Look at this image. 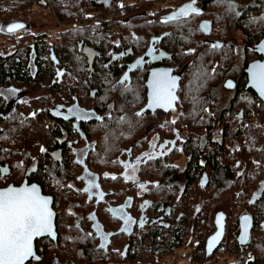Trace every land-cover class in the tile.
<instances>
[{
  "label": "trees",
  "instance_id": "obj_1",
  "mask_svg": "<svg viewBox=\"0 0 264 264\" xmlns=\"http://www.w3.org/2000/svg\"><path fill=\"white\" fill-rule=\"evenodd\" d=\"M44 1L0 0V36L6 42L0 51V87L5 88L8 85L12 89L19 88L20 94L24 93L31 85L28 80L35 77L34 69L39 67L43 60L42 56L50 54L51 48H55V45L51 48L46 45V34L34 35L31 33L32 29L25 24L24 16L37 13L35 4H44L46 3ZM166 1L169 0H164ZM155 2V0H48L47 4L53 5L56 19L68 25L63 37L64 47L69 51V63H75L80 78L87 79L93 85L96 99L116 98L119 101L120 94L114 92L118 87H122L116 81L123 71L119 63L108 68L104 65L119 55L122 45L126 46L131 58L136 57L143 51L140 48H144L153 36L163 37L160 45L171 56L169 64L183 68V81L186 82L183 101H194L197 111L204 99L215 95L213 91L211 95L207 92L209 81L218 82L227 77H234L237 80L234 92L222 94L221 114L217 123L214 118L216 115L202 119L198 113L194 114L193 124L196 126L199 122L205 121L207 125H211L210 129L217 126V131L222 130L223 142L190 144L192 160L197 159L195 164L199 165L190 164L191 172L187 179H182L180 183L174 185L175 191L188 192L189 197L168 196L169 189L166 183H160L152 175L156 171V167L151 165L153 160H147L143 164L142 183L145 193L143 209L146 217L144 231L147 232L143 238L162 240L163 243L160 241L158 243L159 247L162 244L167 247L171 242L174 250L181 246H189L197 253L198 263L202 260L205 264L215 259L207 257L202 248L204 241L213 231L214 214L218 209H222V202L227 203L228 232L222 244L226 248L220 253L221 256H225L230 253L228 248L234 245V241H231L236 238L233 235L232 212L234 201L237 199L234 197V189L239 190V195L241 186L252 185L254 189L259 176L263 174V165H257L253 160L255 155L264 154V106L257 94L246 87V69L248 64L258 57L255 46L264 36V0H231L235 5L232 10L218 3V0H183L173 9H160L158 12L153 11ZM190 3L199 14H190L167 23L164 19L157 20L158 15H163L169 10L177 12ZM108 10L114 12L113 19L108 20L105 16L94 21ZM202 19L211 23L209 34L200 26ZM92 21L95 23H91ZM12 22H20L24 27L9 33L7 27L14 24ZM90 24L93 25L89 26ZM31 38L35 40L34 43L29 42ZM76 40L85 43V47L94 53L96 69L91 77L88 71L81 70V65L87 64L88 59L85 52L84 56L79 54L80 51L74 44ZM74 45L76 52L72 49ZM32 53L36 58L33 65ZM87 84L83 83V89L88 87ZM131 88L135 87L129 85L124 91L127 105L125 122L121 118L116 120L103 118L95 121L93 127L94 168L95 174L100 178L98 186L103 191L105 148L109 146L112 149L114 144L121 140V130H138L132 118L140 104H137L135 92L130 91ZM187 91L191 94H187ZM2 98L4 97L0 95V99ZM6 104L5 102L3 106ZM215 106L216 104H213V111ZM21 115V113L18 115L15 108L7 112L2 122L3 130L25 129L27 123ZM187 121L188 118L181 114L175 117L172 127L186 130ZM14 136L10 135L4 142H9ZM2 150L8 151V148L3 147ZM202 155L203 166L200 165V161L198 162ZM7 159L12 169L15 166L20 167L13 157L8 156ZM158 169L163 173L166 168L159 166ZM203 171L209 176L207 187H202L199 183ZM235 171H238L237 175ZM241 175H249V180H242ZM162 188L164 193H158ZM79 194L80 196L71 197L53 193L58 242L43 243V240L38 242L37 252L41 258L35 264H86V256L92 254L89 241L90 223L93 221L99 223V226L103 225L104 199L102 193H97L99 197ZM242 194L249 196L251 189H245ZM241 199L239 196L238 201ZM247 203L248 199H245L243 205L239 206L236 219ZM256 203L259 209L254 213L255 227L247 248L249 251L241 252L238 244L239 254L235 257L234 264H264V191ZM169 209H173L175 213L170 229L166 227L169 223L166 212ZM183 216L187 219L186 224L182 222ZM180 225H184L185 228L179 229ZM246 254L252 256L253 260L247 261L244 257Z\"/></svg>",
  "mask_w": 264,
  "mask_h": 264
},
{
  "label": "flooded vegetation",
  "instance_id": "obj_2",
  "mask_svg": "<svg viewBox=\"0 0 264 264\" xmlns=\"http://www.w3.org/2000/svg\"><path fill=\"white\" fill-rule=\"evenodd\" d=\"M155 1L153 11L158 12L160 9H173L183 0ZM36 5L40 6L38 3ZM47 6L52 7L53 11L50 13L56 16L53 5L48 3ZM174 12L175 10H169L163 15H158L157 20H163ZM105 16L108 20L113 19L114 12L108 10L94 21ZM87 17L88 15L85 19ZM56 20L59 23L57 30L53 32L51 37L45 38L46 45L49 48L55 45L56 49L51 48L50 54L42 56L43 60L39 67L34 69L35 77L28 80V83L31 84L28 89L20 94L19 88L12 89L8 85L5 88L0 87V95L4 97L0 99V110H2L0 114L3 116L0 120V188L9 185L20 186L26 180L28 185H38L45 196L53 199V209V193L71 197L80 196L79 193L99 197L100 195L97 193H102L104 199L103 225L99 226V223L93 221L90 223L89 234L91 238L89 241L92 254L86 256V264H197V253L189 246H181L174 250L171 242L167 244V247H164V244L159 247L158 243L159 241L163 243L162 240L143 238L147 235V232L144 231L146 217L143 209V196L145 194L142 183L143 164L147 160H153L151 165L156 167V171L152 175L160 183H166L169 189L167 191L168 196L171 198L175 196L189 197L188 192L175 191L174 185L180 183L182 179H187L191 172L190 164L194 165L197 161V159L192 160L190 144L192 142L214 144L223 142L222 130L217 131V126L210 129L209 126L211 125H207L205 121L199 122V125L196 126L193 124L194 114L198 113L199 118L202 119L216 115L214 118L217 123L221 114L222 96L224 93L234 92L237 88V80L234 77H227L218 82L209 81L207 92L211 95L213 91L215 95L204 99L199 106V111H197V105L194 101H183L186 83L183 81V68L179 65L169 64L168 60L171 56L160 45L163 37L153 36L144 48H140L143 51L136 57L131 58L126 46L122 45L119 55L104 65L105 68H108L119 63V67L123 71L116 81L122 87H118L114 92L120 94L119 101L116 98L113 100L102 97L96 99L93 85L87 79L80 78L78 66L75 63H69V51L64 47L63 37V32L68 28V25L58 19ZM94 21L91 23L94 24ZM204 24H207L208 27L206 29L201 28L209 34L211 23L209 20L202 19L200 26ZM1 38L5 40L3 37ZM1 38L0 47L2 48L5 42ZM79 40L74 41V44L80 51L79 54L84 56L83 52H85L88 59V63L84 64L85 67L83 64L81 65V70L88 71V75L91 77L96 69L94 53L89 51L85 47V43H81ZM30 41L34 43L35 40L31 38ZM75 45L72 47L73 52H76L74 51ZM90 46L95 48L93 44ZM1 48L0 51H2ZM256 54L258 57L251 62L263 59L257 51ZM31 56V65H33L36 58H34L33 53ZM158 68L173 69V74L180 77L176 108L171 111L161 108L154 111H144L143 109L148 103L146 83L149 73ZM138 71L139 74L136 75ZM122 78H125L124 82H121ZM228 80L236 82L235 89L225 87ZM83 83H88L86 89H83ZM129 85L135 87L131 88L130 91L135 92L136 102L140 104L132 118L138 130H121V140L116 142L112 149L109 146L105 148L103 172L105 191H103L98 186L100 185V178L95 174L93 158L95 140L92 131L95 121L103 118H113L114 120L121 118L125 122L127 105L124 91ZM187 94L190 95L191 93L187 91ZM4 101L7 104L3 106ZM213 104H216L214 111ZM13 108L18 111V115L22 114L23 120L27 123L25 129L3 130L2 122L7 112L9 113ZM181 114L188 118L186 130H178V128L172 127L175 117ZM144 124L146 125L142 126ZM12 134L15 135L14 138H11L9 142H4ZM3 147L8 148V151H3ZM8 156L13 157L20 167L16 168L15 166L12 169L7 159ZM262 156L264 154H257L253 160L255 164L263 165V174L259 176L256 187L253 189L252 185L241 186L240 195L239 190L234 189V197L237 199L234 201L232 212L234 214L233 235L236 238L231 241H234V245L228 248L230 253L225 255L226 264H234L235 257L239 254L237 251L238 244L241 252L247 253L249 251L247 248L255 227L254 213L258 212L259 209L256 201L264 191V158ZM199 161L200 165L203 166V155L198 159ZM196 165L199 164L194 166ZM159 166L166 168L163 173L159 172ZM235 173L237 175L238 171ZM248 176H242L241 179L249 180ZM21 177L22 180L20 181ZM128 177H132V179ZM202 179L205 185H201ZM199 183L202 187L208 186L209 176L207 172L201 173ZM245 189H251L249 196L242 194ZM158 193H164V189H160ZM239 196L242 197L240 202L238 201ZM245 199H248L247 206L243 207L236 219L239 206L243 205ZM220 211H225L226 216L228 215V209H218L214 214L213 231L202 246L205 254L208 238L217 229L215 218ZM174 214L173 209L166 212L167 220H169L166 226L168 229H170ZM245 215H249L253 219V226L248 244L243 245L239 241L240 219ZM182 222L186 224L185 216L182 217ZM227 222L228 216L224 239L228 232ZM178 228L184 229L185 227L180 225ZM104 235H107V240L103 238ZM224 239L215 253L209 256L215 257V259L205 264H217L219 262L214 261L226 248L222 246ZM42 240L43 243L58 242V239H38L36 250L37 243ZM38 255L40 254L38 253ZM244 257L247 261L253 260L249 254ZM39 258L41 257L39 256ZM39 261L40 259L30 261L27 264H35ZM200 263L204 264V261L200 260Z\"/></svg>",
  "mask_w": 264,
  "mask_h": 264
},
{
  "label": "snow or ice",
  "instance_id": "obj_3",
  "mask_svg": "<svg viewBox=\"0 0 264 264\" xmlns=\"http://www.w3.org/2000/svg\"><path fill=\"white\" fill-rule=\"evenodd\" d=\"M218 3L226 5L228 10L235 8L231 0H218ZM190 14H199L191 3L166 17L164 22L177 21ZM23 27V24L15 23L8 26L7 31L11 33ZM201 27L206 29L208 25L204 24ZM253 67L256 69L253 71V81L264 92V65ZM153 75L156 77L153 83V105L171 107L176 99L174 95L176 81L167 79L166 74ZM227 87H232L231 83ZM53 215L49 208V199L40 196L35 186L0 190V264H25L29 258L39 259L34 256L33 240L45 234H52ZM244 219L247 220V217ZM103 238L107 240V235ZM218 238L219 233L210 240L209 248Z\"/></svg>",
  "mask_w": 264,
  "mask_h": 264
},
{
  "label": "water",
  "instance_id": "obj_4",
  "mask_svg": "<svg viewBox=\"0 0 264 264\" xmlns=\"http://www.w3.org/2000/svg\"><path fill=\"white\" fill-rule=\"evenodd\" d=\"M19 29V28H18ZM16 29V30H18ZM15 30V31H16ZM256 51L259 55H261L263 57L262 60H255L253 62H251L247 69H246V74H247V84L246 87L247 88H251L253 89V91L257 94L258 98L261 100L262 105L264 106V92L261 91V89L259 87L256 86V84L253 81V71H255L256 69H254V65H264V37L262 38V40L257 44L256 46ZM157 74V76H161L166 74V78L167 79H174L176 81V88L174 91V95L176 97L175 101L173 102L171 107H161V106H154L152 103V96H153V83L154 80L156 79V77H154L153 74ZM174 70L173 69H167V68H158V69H153L150 71L149 73V77H148V81L146 83V86L148 88V103L145 106V108L143 109L144 111H154L157 108H161L167 111H171L174 110L176 108V103L178 100V96H177V90H178V86L180 83V77L177 75H174ZM125 78H122L121 82H124ZM231 83L232 87H227V85ZM225 87L228 89H235L236 87V82L232 81V80H228L225 84ZM2 115L0 114V120L2 119ZM0 130H1V126H0ZM201 185H205V183L203 182V179L201 180ZM35 186L38 191H39V195L49 199V208L51 209V211L53 212V218H52V234H45L39 237L34 238L33 240V252H34V256L35 257H39L37 250H36V241L38 239H42V238H51L53 240H57L58 239V233H57V227H56V219H57V215L56 212L53 209V199L51 197H47L43 194L42 189L38 186V185H28L27 181L25 180L20 186H14V185H9L8 187L5 188H0V190H5L9 187H15V188H21V187H32ZM247 217V220H245L244 218ZM226 220H227V216L223 211H220L217 213L216 218H215V224H216V231L208 238L207 241V245H206V255L212 256L215 251L218 249V247L220 246L221 242L224 239L225 236V229H226ZM252 226H253V219L249 216V215H245L242 216L240 219V227H241V232L239 235V241L241 244L246 245L248 244L249 240H250V236H251V231H252ZM217 233H219V238L216 240L215 244L209 248V242L210 240L217 236ZM40 259V258H39ZM39 259H33V258H29V260L25 261V264H27L30 261H38Z\"/></svg>",
  "mask_w": 264,
  "mask_h": 264
},
{
  "label": "rangeland",
  "instance_id": "obj_5",
  "mask_svg": "<svg viewBox=\"0 0 264 264\" xmlns=\"http://www.w3.org/2000/svg\"><path fill=\"white\" fill-rule=\"evenodd\" d=\"M35 10L37 11V13H31L30 16H27V15L24 16L26 20L25 24L32 29L34 35L44 33L46 34L45 38H47V35L48 37H51V34H53V32H55V30H57L59 26V23L56 20L54 14L53 13L51 14L48 11H43L41 9V6H37L36 4H35ZM3 42H5V40H3ZM221 208L223 210L228 209L227 203L225 204V202H222ZM220 260H226L225 256L219 255L218 258H216V261L214 262H217Z\"/></svg>",
  "mask_w": 264,
  "mask_h": 264
},
{
  "label": "built area",
  "instance_id": "obj_6",
  "mask_svg": "<svg viewBox=\"0 0 264 264\" xmlns=\"http://www.w3.org/2000/svg\"><path fill=\"white\" fill-rule=\"evenodd\" d=\"M38 1H39V0H38ZM44 2H46V3H44V4H40L41 9H42L43 11H48V12L53 11L51 6H47V0H45ZM52 35H53V34H51V36H52ZM217 264H226V261H225V260H220Z\"/></svg>",
  "mask_w": 264,
  "mask_h": 264
}]
</instances>
